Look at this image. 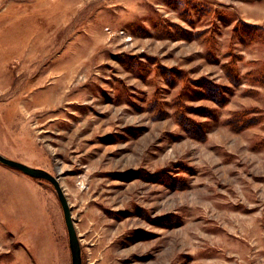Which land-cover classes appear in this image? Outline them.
Returning <instances> with one entry per match:
<instances>
[{
    "label": "rangeland",
    "instance_id": "obj_1",
    "mask_svg": "<svg viewBox=\"0 0 264 264\" xmlns=\"http://www.w3.org/2000/svg\"><path fill=\"white\" fill-rule=\"evenodd\" d=\"M0 154L82 264H264V0H0ZM0 264H71L1 164Z\"/></svg>",
    "mask_w": 264,
    "mask_h": 264
},
{
    "label": "water",
    "instance_id": "obj_2",
    "mask_svg": "<svg viewBox=\"0 0 264 264\" xmlns=\"http://www.w3.org/2000/svg\"><path fill=\"white\" fill-rule=\"evenodd\" d=\"M0 164L7 168L17 170L34 180L46 181L52 186L62 209L71 255V264H82L81 247L71 215V209L59 181L43 169L27 166L23 163L6 158L2 154H0Z\"/></svg>",
    "mask_w": 264,
    "mask_h": 264
},
{
    "label": "flooded vegetation",
    "instance_id": "obj_3",
    "mask_svg": "<svg viewBox=\"0 0 264 264\" xmlns=\"http://www.w3.org/2000/svg\"><path fill=\"white\" fill-rule=\"evenodd\" d=\"M38 182H41V181H38Z\"/></svg>",
    "mask_w": 264,
    "mask_h": 264
}]
</instances>
